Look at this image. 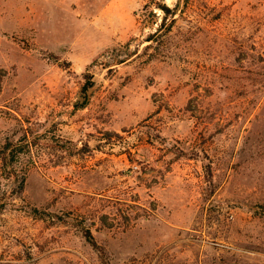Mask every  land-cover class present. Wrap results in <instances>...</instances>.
<instances>
[{"label":"rangeland","instance_id":"1","mask_svg":"<svg viewBox=\"0 0 264 264\" xmlns=\"http://www.w3.org/2000/svg\"><path fill=\"white\" fill-rule=\"evenodd\" d=\"M175 17L0 0V264H264V0Z\"/></svg>","mask_w":264,"mask_h":264},{"label":"trees","instance_id":"2","mask_svg":"<svg viewBox=\"0 0 264 264\" xmlns=\"http://www.w3.org/2000/svg\"><path fill=\"white\" fill-rule=\"evenodd\" d=\"M151 1L154 2V5L156 7L160 8L162 10V12H164V20H163L162 24L160 25V27L158 28V31H157L158 35H160L163 31L172 29L173 25L176 22V17H175L176 14L178 12H183L184 6H186L189 2V0H177V3L174 6H171L166 2V0H151ZM147 5H148V3L146 4V6ZM170 15L173 17V20L169 24V27H166L165 24H166L167 19ZM159 32H161V33L159 34ZM155 39H157V38H154V40ZM95 86H96V80L94 79L92 74H89L86 83L82 87L80 100H79V104H78L79 108H83V107H86L88 105V103L90 102V100L92 98ZM3 159L5 161V164H7L8 163L7 156H3ZM86 235H87L88 240L94 246L98 247V243H97L96 239L94 238L93 234L91 233V231L88 230L86 232Z\"/></svg>","mask_w":264,"mask_h":264}]
</instances>
